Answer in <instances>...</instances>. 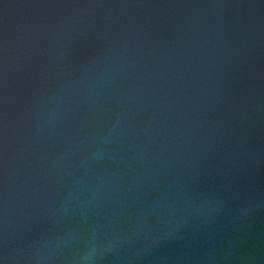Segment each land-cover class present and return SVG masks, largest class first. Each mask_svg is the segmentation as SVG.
Here are the masks:
<instances>
[{"label": "water", "instance_id": "obj_1", "mask_svg": "<svg viewBox=\"0 0 264 264\" xmlns=\"http://www.w3.org/2000/svg\"><path fill=\"white\" fill-rule=\"evenodd\" d=\"M0 264H264V0H0Z\"/></svg>", "mask_w": 264, "mask_h": 264}]
</instances>
